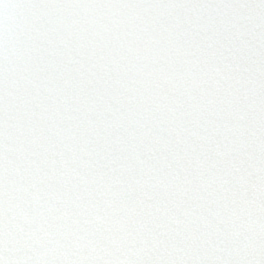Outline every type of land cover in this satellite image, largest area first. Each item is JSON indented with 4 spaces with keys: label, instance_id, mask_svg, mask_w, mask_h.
I'll list each match as a JSON object with an SVG mask.
<instances>
[{
    "label": "snow or ice",
    "instance_id": "1",
    "mask_svg": "<svg viewBox=\"0 0 264 264\" xmlns=\"http://www.w3.org/2000/svg\"><path fill=\"white\" fill-rule=\"evenodd\" d=\"M0 264H264V0H0Z\"/></svg>",
    "mask_w": 264,
    "mask_h": 264
}]
</instances>
